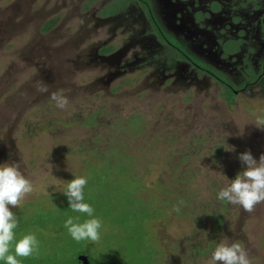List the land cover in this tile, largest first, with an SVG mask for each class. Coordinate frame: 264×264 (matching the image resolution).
I'll use <instances>...</instances> for the list:
<instances>
[{
    "label": "rangeland",
    "instance_id": "obj_1",
    "mask_svg": "<svg viewBox=\"0 0 264 264\" xmlns=\"http://www.w3.org/2000/svg\"><path fill=\"white\" fill-rule=\"evenodd\" d=\"M60 2L49 30L34 21L0 44V164L20 163L32 181L33 192L11 210L16 241H39L38 254L18 257L21 264H77L80 253L89 264H208L232 240L251 264H264V204L248 213L217 199L246 169L240 154H264V101L254 102L256 112L241 97L226 104L216 85L152 86L143 82L148 68L107 83L96 68L68 69L94 37L78 26L82 1ZM28 49L34 56L25 58ZM41 80L49 93L36 90ZM51 92L68 106L58 108ZM79 176L102 221L98 243H77L64 227L69 216L90 218L71 211L64 194Z\"/></svg>",
    "mask_w": 264,
    "mask_h": 264
},
{
    "label": "flooded vegetation",
    "instance_id": "obj_2",
    "mask_svg": "<svg viewBox=\"0 0 264 264\" xmlns=\"http://www.w3.org/2000/svg\"><path fill=\"white\" fill-rule=\"evenodd\" d=\"M58 1L38 7V0H5L0 44L34 21H42L39 32L49 30ZM79 1L78 26L94 38L86 37L88 45L73 54L68 69L96 68L107 83L148 68L143 82L149 85H216L226 104L241 97L260 111L254 102L264 101V0ZM28 50L25 58L34 56Z\"/></svg>",
    "mask_w": 264,
    "mask_h": 264
},
{
    "label": "clouds",
    "instance_id": "obj_3",
    "mask_svg": "<svg viewBox=\"0 0 264 264\" xmlns=\"http://www.w3.org/2000/svg\"><path fill=\"white\" fill-rule=\"evenodd\" d=\"M36 90L49 93V85L44 81L36 82ZM50 99L58 108L64 109L69 99L60 92H51ZM246 169L217 193V199L239 205L244 211L252 213L258 205L264 204V154L255 159L250 151L239 156ZM88 181L85 177H75L68 182L64 194L73 212L87 214L89 219L80 222V217L69 216L64 223L71 238L77 243H98L101 239L102 221L94 216V208L85 202L84 189ZM33 183L21 170L20 163L0 164V261L5 264H21L20 258H27L39 252V241L34 234L24 235L16 241L15 229L19 225L16 214L11 210L21 205L33 192ZM180 201L173 207L180 212ZM14 254L12 252L13 242ZM208 264H251L249 253L238 240L219 243L211 254Z\"/></svg>",
    "mask_w": 264,
    "mask_h": 264
},
{
    "label": "water",
    "instance_id": "obj_4",
    "mask_svg": "<svg viewBox=\"0 0 264 264\" xmlns=\"http://www.w3.org/2000/svg\"><path fill=\"white\" fill-rule=\"evenodd\" d=\"M77 259H78V261L81 262V264H88L89 263L88 262V256L83 254V253L78 254Z\"/></svg>",
    "mask_w": 264,
    "mask_h": 264
},
{
    "label": "trees",
    "instance_id": "obj_5",
    "mask_svg": "<svg viewBox=\"0 0 264 264\" xmlns=\"http://www.w3.org/2000/svg\"><path fill=\"white\" fill-rule=\"evenodd\" d=\"M84 254V253H83ZM86 255V254H85ZM76 262H77V264H81V262L80 261H78V259H77V257H76ZM88 262H89V258H88ZM89 264V263H88Z\"/></svg>",
    "mask_w": 264,
    "mask_h": 264
}]
</instances>
